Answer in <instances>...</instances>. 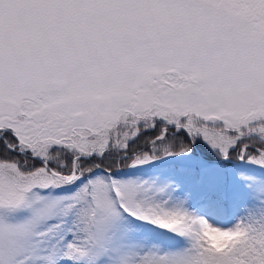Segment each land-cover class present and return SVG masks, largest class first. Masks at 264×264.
<instances>
[{
    "label": "snow or ice",
    "instance_id": "snow-or-ice-1",
    "mask_svg": "<svg viewBox=\"0 0 264 264\" xmlns=\"http://www.w3.org/2000/svg\"><path fill=\"white\" fill-rule=\"evenodd\" d=\"M0 264H264V0H0Z\"/></svg>",
    "mask_w": 264,
    "mask_h": 264
}]
</instances>
